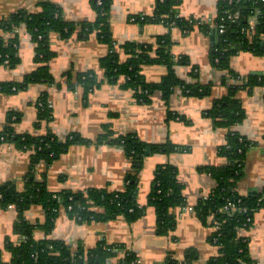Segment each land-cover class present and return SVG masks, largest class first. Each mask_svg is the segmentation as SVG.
<instances>
[{
	"label": "crops",
	"instance_id": "crops-1",
	"mask_svg": "<svg viewBox=\"0 0 264 264\" xmlns=\"http://www.w3.org/2000/svg\"><path fill=\"white\" fill-rule=\"evenodd\" d=\"M51 2L61 9L67 22H94L97 17L92 0ZM218 2L182 0L175 10L182 19L206 21L209 32L196 27L185 33L180 27H168L152 21L157 0H113L110 12L111 33L122 61L128 58L122 48L126 43L156 45L158 37L169 35L176 76L189 85L212 86L209 95L192 96L184 93L182 88L175 87L168 100L162 91L156 90L150 95L151 102L138 101L132 90L122 87L124 79L121 78L116 84L104 81L100 62L107 56L109 48L94 34L85 40L76 35L62 39L58 34H53L50 48L54 57L48 67L55 83L43 82L15 93H0L1 131L11 126L19 135L42 137L51 132L61 141L77 136L90 142L74 144L52 163L42 162L37 166L36 180L45 183L54 194L67 191L79 193L90 189L108 192L126 190L131 162L125 151L119 146L98 143L107 125L118 136L132 134L151 145L172 144L178 148L177 152L159 153L145 160L139 173L137 192L138 203L145 208V213L136 222L129 223L120 217L81 223L72 218L67 210L60 208L54 228L47 235L40 226L45 222L46 213L40 206H33L24 214V218L34 225L36 241H61L73 250L79 247L93 250L104 243L108 246L121 245L124 250L116 251L122 256L127 251L134 253L137 264H166L169 259L184 261L189 251L195 253L192 264H207L219 255L218 246L211 242L214 228L203 224L194 211L180 215L179 209H176L175 227L168 234L161 235L155 209L148 205L156 169L166 164L177 168L178 181L184 187L183 195L193 209L198 201L207 198L217 187V182L203 169L228 164L222 152L228 145L230 130L255 144L247 152L244 176L237 185L238 193L250 197L263 191L264 84L256 86L252 92L243 90L239 93L246 117L231 129L217 126L208 115L214 102L228 95L230 87L227 71L218 70L211 57L219 39L212 26L218 16ZM19 11L39 13L41 6L38 0H0V21ZM17 33L20 62L15 68L0 66V83H22L38 67L35 62L36 45L25 26ZM231 68L246 79L263 78L264 56L240 52L231 59ZM89 71L97 74L102 85L89 94L86 102L84 89L80 86L72 89L68 78L71 77L76 83L78 75ZM141 72L145 82L158 84L168 74V69L149 64L144 65ZM223 78H228L227 82H223ZM44 95L50 103L52 119L40 121L39 124L38 103ZM169 112L175 118H169ZM11 114L15 115L12 120ZM31 156L30 150L20 149L12 143L2 144L0 186L13 184L19 192H23ZM95 211L103 213L101 208ZM19 219L14 205L8 209L0 207V257L5 263L12 260L8 244H19L24 240L23 236L14 232ZM239 234L248 240L252 260L256 264H264V208L255 213L252 228L242 229Z\"/></svg>",
	"mask_w": 264,
	"mask_h": 264
},
{
	"label": "trees",
	"instance_id": "trees-1",
	"mask_svg": "<svg viewBox=\"0 0 264 264\" xmlns=\"http://www.w3.org/2000/svg\"><path fill=\"white\" fill-rule=\"evenodd\" d=\"M41 12L28 13L19 11L6 20L0 21V66L15 68L20 59L18 57L19 34L17 30L25 26L32 41L36 45L35 62L37 69L25 77L19 84L0 83V93H15L26 89L32 84H54L55 78L49 70V61L54 57L50 48L51 37L58 34L62 39H69L76 35L79 39H88L92 34L99 41L108 46L109 52L100 62L104 81L116 84L124 79L122 87L134 92L135 98L142 103H149L152 92L162 91L168 100L175 87H180L184 93L203 97L209 95L212 86L198 84L189 85L181 81L173 70L174 57L171 52L172 41L169 35L157 38L156 45L126 43L122 48L127 55L126 61L120 59L119 53L111 33L110 12L113 0H92L97 12L94 22L72 23L62 16V11L51 0H38ZM101 2L102 4H99ZM182 0H157L154 22H161L168 27H180L189 33L195 27L196 20H186L176 15V8ZM229 11L237 18L235 22L227 24L224 34H218L219 39L211 55L213 65L221 71H227L229 78V93L223 99L214 102L208 113L216 125L226 129L244 121L246 117L238 95L241 91L252 92L256 86L264 84L263 78L241 77L231 68V59L240 52H249L256 56H264V1L263 0H219L217 21L226 20ZM256 19L255 27L249 34H242L243 28L249 27V19ZM144 19V18H143ZM205 31L210 29L205 27ZM6 37V38H5ZM7 62V63H6ZM161 65L168 69V74L158 84L144 81L142 67L144 65ZM228 78H223L227 82ZM239 80V83H233ZM70 87L80 86L85 91V101L89 94L102 85L96 73L89 71L76 77L73 83L68 78ZM40 121H50L52 110L46 95L40 98ZM11 114L10 120L14 117ZM169 118H175L171 112ZM17 121V120H16ZM13 121V122H16ZM12 122V121H11ZM228 145L222 154L228 164L223 167L204 168L217 182V187L207 199H201L194 207V212L200 221L209 226H219L211 236V242L218 246L219 255L207 264H256L249 253V242L241 237V229L249 230L253 226L254 215L264 208V191L250 197H243L237 191L238 182L244 176L246 155L255 144L231 130L227 136ZM12 143L16 147L32 152L31 165L26 176L25 190L19 192L13 184L0 186V207L8 209L14 205L19 213V220L15 224L14 232L24 237L19 244H8L7 249L12 254L10 263L1 260L0 264H137L136 255L127 251L123 256L116 249L124 250L123 246H108L105 243L93 250L83 247L73 250L61 241L45 239L36 241L33 236L34 225L30 224L24 214L33 206H40L46 213L45 222L40 225L45 233L50 234L54 228L55 218L60 208H64L70 216L78 222L108 221L124 218L129 223L139 220L145 213L137 200L139 189V173L143 169L144 161L154 154L177 152L178 148L172 144L151 145L141 141L136 135L118 136L110 125L98 139L99 144L115 145L123 148L129 161L131 170L127 175L126 190L124 192H108L106 190L90 189L86 192L73 193L71 191L54 194L47 189L45 183L36 180L37 166L42 163H52L74 144L90 142L73 136L61 141L55 134L34 137L30 134L19 135L10 126L0 130V146ZM154 187L149 196L148 205L155 209L158 219V231L161 235L168 234L176 225V209L188 205L183 195V185L178 181V171L173 165L159 166L155 172ZM239 204L242 210L225 211L229 203ZM96 208L103 209L97 213ZM211 220V221H210ZM210 222V223H209ZM195 257L189 251L184 261H169L166 264H192ZM112 260H116L115 263Z\"/></svg>",
	"mask_w": 264,
	"mask_h": 264
},
{
	"label": "built area",
	"instance_id": "built-area-1",
	"mask_svg": "<svg viewBox=\"0 0 264 264\" xmlns=\"http://www.w3.org/2000/svg\"><path fill=\"white\" fill-rule=\"evenodd\" d=\"M234 0H229L230 3H233ZM264 1V0H263ZM99 4H102L101 2H99ZM225 13H228L227 15V19L224 20L223 18L221 19V21H217V17L215 18V21L214 23L212 24V26L214 27V29L216 30V32H218L219 34H224L226 32V29H227V24L230 23V22H235L236 21V17L235 15L231 14L229 11H226ZM206 21L204 20H196L195 22V25L194 27L196 28H200V29H204L205 27H209V25H206L205 24ZM255 23H256V19L254 17H251L249 19V27L248 28H243L242 29V34H249V32H251V30L254 29L255 27ZM212 26L210 25L211 29H212ZM187 33V32H185ZM7 63V62H6ZM233 83H239V80H233L232 81ZM263 191H264V188H263ZM208 198V197H207ZM205 198V199H207ZM12 206V205H11ZM179 211H180V215H184L186 213H189V212H193L194 209L188 204L184 207H180L178 208ZM237 210H242V207H240V205L238 204H235V203H232V202H229L226 206H225V211L227 213H230L232 214V212H235ZM194 213V212H193ZM214 228V232L215 231H218L219 230V226H212ZM242 230V229H241ZM213 232V233H214Z\"/></svg>",
	"mask_w": 264,
	"mask_h": 264
},
{
	"label": "rangeland",
	"instance_id": "rangeland-1",
	"mask_svg": "<svg viewBox=\"0 0 264 264\" xmlns=\"http://www.w3.org/2000/svg\"><path fill=\"white\" fill-rule=\"evenodd\" d=\"M154 155H156V154H154ZM152 156H153V155H152ZM149 157H151V156H149ZM149 157H147V158H149ZM147 158H146V159H147ZM146 159H145V160H146ZM144 164H145V161H144Z\"/></svg>",
	"mask_w": 264,
	"mask_h": 264
}]
</instances>
